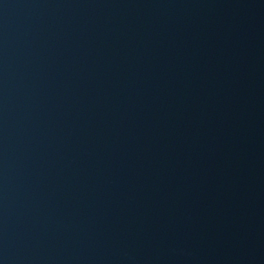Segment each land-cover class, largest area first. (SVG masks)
<instances>
[{"label":"water","instance_id":"95a60500","mask_svg":"<svg viewBox=\"0 0 264 264\" xmlns=\"http://www.w3.org/2000/svg\"><path fill=\"white\" fill-rule=\"evenodd\" d=\"M0 264H264V0H0Z\"/></svg>","mask_w":264,"mask_h":264}]
</instances>
